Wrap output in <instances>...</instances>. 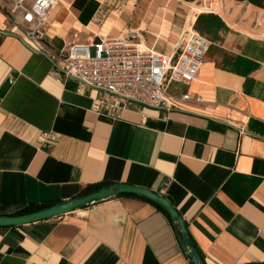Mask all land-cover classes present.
I'll return each mask as SVG.
<instances>
[{
	"label": "crops",
	"instance_id": "obj_1",
	"mask_svg": "<svg viewBox=\"0 0 264 264\" xmlns=\"http://www.w3.org/2000/svg\"><path fill=\"white\" fill-rule=\"evenodd\" d=\"M17 1L0 0V215L127 184L172 202L205 264H264V8L236 0L224 2L226 13L195 12L186 0H57L47 26L57 49L129 31L167 56L189 29L211 41L198 78L169 84L179 108L134 104L112 119L93 110L101 92L58 78L46 56L10 32ZM46 133L57 136L52 148L41 146ZM0 264L192 262L166 213L141 197L117 196L0 228Z\"/></svg>",
	"mask_w": 264,
	"mask_h": 264
},
{
	"label": "built area",
	"instance_id": "obj_2",
	"mask_svg": "<svg viewBox=\"0 0 264 264\" xmlns=\"http://www.w3.org/2000/svg\"><path fill=\"white\" fill-rule=\"evenodd\" d=\"M120 0H108L117 4ZM57 0H35L27 6L18 0L7 15L10 32L16 34L32 51L46 56L54 74L64 80H74L84 89L101 92L93 110L117 119L129 106L171 111L179 108L168 94L171 82L191 83L205 63L211 41L190 29L174 56H167L144 46L136 32L129 31L117 39H100L91 45L74 44L57 49L47 42L50 11ZM106 12L101 11L103 18ZM13 83V79H9ZM183 100L190 99L188 94ZM202 102L201 98H197ZM57 141L53 133L43 134L41 146L52 148Z\"/></svg>",
	"mask_w": 264,
	"mask_h": 264
},
{
	"label": "water",
	"instance_id": "obj_3",
	"mask_svg": "<svg viewBox=\"0 0 264 264\" xmlns=\"http://www.w3.org/2000/svg\"><path fill=\"white\" fill-rule=\"evenodd\" d=\"M121 195L142 197L162 207L176 226L181 243L192 264H205L201 254L193 246L186 222L172 202L156 192L127 184H115L111 187H105L97 192L79 198H73L34 213L16 216L0 215V228L25 226L39 221L61 217L78 209L88 208L107 199Z\"/></svg>",
	"mask_w": 264,
	"mask_h": 264
},
{
	"label": "trees",
	"instance_id": "obj_4",
	"mask_svg": "<svg viewBox=\"0 0 264 264\" xmlns=\"http://www.w3.org/2000/svg\"><path fill=\"white\" fill-rule=\"evenodd\" d=\"M186 1H192V0H186ZM237 1H240V2H249L250 4H253L257 7H260V8H264V0H237ZM103 189V187H94V188H88L83 194L84 195H88V194H91V193H94V192H97L99 190ZM121 196H132V195H121ZM142 198V197H141ZM143 200L145 201H148L150 203H152L153 205H155L158 209L162 210L164 213L167 214V212L160 206L156 205L155 203L149 201L148 199H145V198H142ZM54 206L53 204L51 203H44V204H41V205H31V206H28L26 209L20 211L18 214L16 215H24V214H29V213H34V212H37V211H40V210H43V209H46V208H49V207H52ZM14 215V216H16ZM168 215V214H167ZM169 216V215H168ZM170 218V216H169ZM193 246H194V243H193ZM195 247V246H194ZM196 248V247H195ZM197 249V248H196ZM198 250V249H197Z\"/></svg>",
	"mask_w": 264,
	"mask_h": 264
},
{
	"label": "rangeland",
	"instance_id": "obj_5",
	"mask_svg": "<svg viewBox=\"0 0 264 264\" xmlns=\"http://www.w3.org/2000/svg\"><path fill=\"white\" fill-rule=\"evenodd\" d=\"M225 1H227V0H192L189 2L194 3V4H191V7L193 9H195L194 10L195 12L208 11V10L212 9V10L217 11V12H222V13L225 12L226 13L227 12L226 6H228V5H224ZM242 4L243 5L241 8H243V9L249 8V5H250L249 2L246 1V2H243ZM257 12H258L257 16L262 17V16H260L262 14V11H257Z\"/></svg>",
	"mask_w": 264,
	"mask_h": 264
}]
</instances>
